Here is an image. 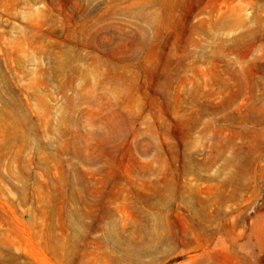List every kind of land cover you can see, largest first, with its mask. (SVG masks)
Masks as SVG:
<instances>
[{
  "label": "rangeland",
  "instance_id": "1",
  "mask_svg": "<svg viewBox=\"0 0 264 264\" xmlns=\"http://www.w3.org/2000/svg\"><path fill=\"white\" fill-rule=\"evenodd\" d=\"M0 264H264V0H0Z\"/></svg>",
  "mask_w": 264,
  "mask_h": 264
},
{
  "label": "bare ground",
  "instance_id": "2",
  "mask_svg": "<svg viewBox=\"0 0 264 264\" xmlns=\"http://www.w3.org/2000/svg\"><path fill=\"white\" fill-rule=\"evenodd\" d=\"M259 227V226H258ZM261 228V227H260Z\"/></svg>",
  "mask_w": 264,
  "mask_h": 264
}]
</instances>
